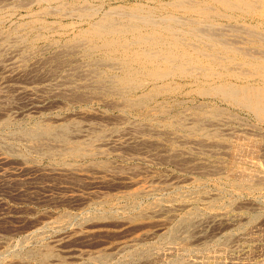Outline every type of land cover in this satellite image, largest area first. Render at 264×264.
I'll list each match as a JSON object with an SVG mask.
<instances>
[{"label": "rangeland", "instance_id": "374dc122", "mask_svg": "<svg viewBox=\"0 0 264 264\" xmlns=\"http://www.w3.org/2000/svg\"><path fill=\"white\" fill-rule=\"evenodd\" d=\"M22 1L0 0V12L4 15L0 17V55L2 60L5 58L4 62H2L5 64V72L0 71V264H36L34 261L23 258L21 256L22 253L29 249L41 248L43 244H52L59 237L61 241H65L64 244L72 243V245L62 244L63 246L61 247L63 248H56L59 251L65 250L63 253L67 254L65 257H67V260L70 258L69 261L71 263L80 261L73 258L77 256V248V251H95L102 246L114 245L120 241L128 242L129 239L134 237L139 238L143 236L144 231L148 232L154 228H159L156 230V234L160 233V231L163 233L166 228L165 235L159 234L156 237L147 235L151 239L143 238L145 240L141 239L139 241L141 243L143 241L145 243L151 242L152 247L168 248V246L176 245L173 244L174 240H168L167 233L170 227L178 225L177 223L181 221V218L187 212H191L193 215L188 217L187 223H180L181 225L179 224L176 229L178 232H176V237L178 236V239L188 234L187 241L189 242H187L186 248L178 246L177 252L172 255L169 254L166 260L160 258L159 261L152 260L149 264H176L175 262L177 264L182 262L183 264L184 262H193L192 260H198V263L201 264H231L232 262L234 264H244L248 259H250L247 261L249 262L248 264H253L254 262L264 263V245L259 246L260 243L264 242V121L245 114L238 107L230 106L220 101L217 97L197 95L195 91L187 86L180 89L182 93L185 91L187 93L176 96V99L179 100L178 103L173 102V100L165 102V109H167L168 113L157 114L152 110L150 111V107H146L144 110L154 116L149 121L142 119L141 115L136 111L117 103V96L108 92L107 81L105 80L108 79L107 76L109 75H104L103 71L118 69L114 64L109 65V62L103 60L100 56L84 57L75 47L64 45L63 41H59L56 44L49 42L36 43L32 47L25 42H18L15 36L22 34L25 28L21 27V30L20 27H16L17 31L15 33H10L8 28L17 23L18 20H25L29 12L37 11L39 7L32 0ZM24 1H27V3ZM134 1L125 0L123 2L113 1L109 3L117 5ZM256 1L258 7L255 5L252 11L227 10L226 12L229 14V19L225 22L229 24L230 29L227 30L228 32L223 31L222 38H226V42H231L229 45L234 46H231L234 51L232 49V53L229 55L232 58V63H230V69H228L234 74L226 76V80L236 85H256L259 83L258 78L253 73L250 74L249 69L247 71L249 74H246L242 69L247 70V68L240 66L243 47L246 49H244L243 56L248 57L249 54L248 58L258 57L260 54L264 55V0ZM20 2L23 7H20ZM150 4L152 2L148 1L147 5ZM46 8L51 11L54 5L51 3L47 4ZM62 13L63 15H61ZM68 15L73 16L69 17ZM60 18L63 21H70L72 19L75 20V15L62 10ZM46 19L52 20L53 17L47 15ZM235 24H238V26H235ZM235 27L236 29H238L237 27L245 28L253 32V34L256 32L257 36H253L249 31L245 32L242 30L241 32L238 29L237 32L235 31L236 29H233ZM260 33L262 35L257 38ZM239 49H242V51L239 52ZM99 58L101 59L99 60ZM101 62V65L103 63L105 65V62L108 65L101 66ZM21 69L24 70V74L19 71ZM69 69L73 70L70 71ZM239 69L245 72L244 76L238 75ZM107 73L111 74V72ZM98 75L102 76L98 77ZM98 78L104 80L101 82L97 81L100 85L96 82ZM75 94H78L76 98L72 96ZM194 105H200V107H194ZM202 110H210L213 114L204 113ZM7 118L10 124L1 125L2 121ZM175 119H179L181 125L176 123L175 125H166V121L173 122L176 121ZM192 120L197 123V130L194 132L189 130L193 125ZM64 121H76L75 124L80 132L79 136L83 135L86 137V134L100 131L103 134L101 138L108 140L106 145L102 146L103 149L106 148V151L103 150L100 154L101 156L98 155L100 156L98 157L99 161L104 163L103 168H94L92 172L88 169V171L85 170V168H88V164H74V167L76 166L75 169H81L80 166L82 165V169L85 170L83 172L84 176H80V178H83L82 185H69L67 181L66 183L60 182L56 177L44 174L43 172L51 167L46 159L39 160V164L35 163L39 171H32L30 166L34 167V163H31L30 159L33 155L27 153V150L24 149V142L19 139L20 137L16 133L17 129H27L36 123L55 124ZM201 121H206L207 124H203ZM134 127H137V130L139 129V133ZM103 130L105 131L103 132ZM181 134L185 135L180 136ZM15 135H17L16 138ZM72 135L74 136V134ZM198 139L203 141L199 142ZM149 140L151 143L153 142L152 144L149 143L150 145L147 144V142H150ZM192 141L194 144H192ZM22 153L26 154V159L29 158L26 160L29 163L27 162L26 164L24 162L22 164L21 160L16 159L15 155H24ZM1 158L3 159L1 160ZM25 158L22 160L25 161ZM6 159L10 160L7 161ZM106 169L108 171H105ZM239 172L244 174V177L247 174L253 181L258 182V188L249 191L232 184L233 181H236V179H233L234 174L237 176ZM112 175L113 177H111ZM98 180H102L103 185H105V182L107 187L92 186L90 184V182ZM193 193H199L200 197L196 200H191L186 204L187 206L181 207L174 204L168 212L161 207L162 210L158 211L160 214L155 213V210L151 211L157 206L164 207L168 206L169 203H177L175 201L160 203L156 201L157 199L179 197L180 194L190 195ZM144 194L145 196H143ZM72 196H77L78 199L75 200L80 198H83V200L80 199L81 201L79 200V202L69 200ZM104 197L106 201H104ZM214 199L216 202L214 201L213 207L207 208L208 201ZM165 200L167 201V199ZM156 204L158 205L156 206ZM143 209L148 212L146 215L152 217V220H157L158 217L159 219L166 218L168 220L166 227L165 225V228L155 226L156 221L148 224L142 223L143 225H138V221H131L130 224L123 222L121 224L118 223V225L114 221H107L105 222L107 226L102 227L105 230L100 231V235L92 243L69 240L71 239L72 231L79 229L78 222L88 215H97L99 214L98 212L110 215V212H112V214H120L119 216H122L120 218L127 221L133 213ZM64 215H68L69 220L65 218L62 223L55 222V219L62 218ZM225 216L233 222L225 224L217 230L211 220L225 219ZM114 224L116 225L114 226ZM251 231H258L259 233L253 232V234ZM33 232L34 234L37 233L36 238ZM247 233L250 234L248 235ZM177 241L179 242V240L175 239V242ZM254 245L259 249V252H257V248L253 247ZM243 252L245 253L243 254ZM252 253L255 256H252ZM13 254H15L16 258H11ZM115 257H111L113 260L109 258L108 262L106 260L104 263L94 260L95 262L93 261L91 264H113L117 261V258L119 264H125L124 260L122 262V257ZM136 262L138 263V261ZM64 264H68V262ZM138 264L145 263L140 261Z\"/></svg>", "mask_w": 264, "mask_h": 264}, {"label": "bare ground", "instance_id": "6f19581e", "mask_svg": "<svg viewBox=\"0 0 264 264\" xmlns=\"http://www.w3.org/2000/svg\"><path fill=\"white\" fill-rule=\"evenodd\" d=\"M32 1L37 3V6L39 5L38 10L29 12L26 15L25 20H18V22L15 23L14 25H11L10 27L8 26L9 27L8 30L10 33H15L17 31L16 27H18V28L20 27V29H21V27L25 28V31L22 34L20 33L18 36H15V37H17L18 42L19 41L25 42L30 47H32V46L36 45V43L49 42L51 44H56L59 41H63L64 45L70 46V47H75V49L78 50L84 57L93 56V55L94 56H100L103 58V60H106L107 62H109V65L114 64L115 66H117L118 69H107V70L103 71L104 75H109V76H107L108 79L105 80V81H107L106 85H107L108 92L113 93V95L117 96V100H116L117 103H120L121 105L127 106L131 110L136 111L138 114L141 115L142 119H146L149 121L154 116V115H152V114H150L144 110V108H146V107H150V111L152 110L154 113H157V114L168 113L167 109H165V102H167L169 100H173V102L178 103L179 100L176 99V96L179 94L182 95L183 93H187L186 91L182 93L180 90L182 87L187 86L189 89L195 91V93L197 95L204 96V97H206V96L217 97L220 101H223L230 106L232 105V106L238 107L240 110L244 111L245 114L250 115L251 117H253L255 119H259L261 121H264V55L260 54V56H258V57L254 56L256 58H254V57L248 58L249 54H248V57L243 56L245 48L243 47V52H241L242 49L241 50L239 49L240 50L239 52L242 53L241 54L242 59H240V66H245L247 68V70L246 69H242V70H244L247 74L248 73L247 71L249 69L250 74L253 73L258 78L259 83L256 85H251V84H238V85H236V84L230 83L226 80V76L234 74L228 70V69H230V63H232L231 62L232 58L229 55H231L232 49H233L232 47H234V46L229 45V43H231V42L227 43L225 40L226 38H222L223 37L222 36L223 31L225 30L226 32H228L227 30L230 29L229 24L225 22L229 19V14L226 13L227 10L228 11L229 10L252 11L253 10L252 8H254L255 5L257 4L256 0H254V1H252V0H194V1L193 0H167V1H162V0H135L134 2H131V3H119L117 5H111L109 2H113V1H117V2L122 1L123 2L125 0H32ZM142 1H144L146 3L142 2ZM148 1L152 2V4L147 5ZM21 2H23V1L21 0ZM24 2L27 3V1H24ZM30 3H32V2H30ZM50 3L54 5V8H53L54 10L51 9V11H50L46 8V5L50 4ZM32 4H34V3H32ZM20 5H19L20 7H23L22 3ZM26 7H28V6L26 5ZM49 8H50V6H49ZM13 10H15V8H13ZM62 10H65V12H67V13H73L75 15V20L74 19H72L70 21L61 20L60 13ZM0 14H1V12H0ZM263 14H264V12H263ZM47 15L52 16L53 19L52 20L46 19ZM61 15H63V13ZM2 16H4V15L1 14L0 17H2ZM68 16L72 17L73 15L72 16L68 15ZM81 24H83V25L80 26ZM6 26H7V24H6ZM235 26H238V24L237 25L235 24ZM232 27H233V25H232ZM241 27H237L239 30H241V32L243 30L245 32L249 31L250 34L251 33L253 34V32H250V30H246L245 28H244L245 29L244 30ZM233 29H236V27ZM233 29H231V31L234 32ZM238 29H236L235 31L238 32ZM245 32H243V33H245ZM224 34L226 35V33H224ZM246 34H248V33H246ZM250 34H248V35H250ZM254 35H255V37L257 36L256 32H255V34H253V36ZM261 35L262 34L260 33V35H258L257 38H259V36H261ZM259 40L261 41V39H259ZM1 45H3V44H1ZM235 50L237 51V49H235ZM233 51H234V49H233ZM81 54H80V56H81ZM250 57H252V56H250ZM4 59L5 58H3V60ZM100 59L101 58H99V60ZM3 60H2V57L0 55V68L3 69V70L0 69L1 72L4 71V69H5V66H4L5 64L2 63V62H4ZM99 60H97V61H99ZM101 64H102V62L100 63V65ZM103 65H104V63H103ZM103 65H101V66H103ZM106 65H108V64H106V62H105L104 66H106ZM234 65H236V64H234ZM233 69H235V68L233 67ZM233 69H231V70L233 71ZM8 70H9V68H8ZM72 70H70V71H72ZM94 70H96V69H94ZM242 70L239 69L240 72H238V70H237L238 75L244 76L245 72ZM19 71L24 74V70L21 69ZM91 72H92V70H91ZM107 72H111V74H108ZM101 76L102 75H98V77H101ZM97 81L101 82L104 80H100L98 78V80L96 79V82ZM98 85H100V83H98ZM51 86H53V85H51ZM73 87H75V86H73ZM77 95L75 94L72 96H74L76 98ZM66 97H67V95H66ZM104 104H105V102H104ZM200 105H194V107L195 106L200 107ZM202 111L204 113L206 112L208 114H213L212 112H210V110H208V111L202 110ZM165 120H166V118H165ZM175 120L176 121L172 120L173 122L166 121V125H168V124L169 125H173V124L175 125V123L178 125H181V121L179 119H175ZM198 121H199V119H198ZM8 122L9 121L7 118L5 121H2L1 125L6 124ZM75 122L74 121H69V122L64 121L62 123H55V124H53V123H47V124L38 123L37 124L36 123V124H33L31 127H28L27 129H21V128L17 129L16 133L18 134V137H20L19 139H21V141L24 142V145H25L24 149L27 150L28 154L33 155L32 158L30 159V162L34 163V167L30 166L31 167L30 169L32 171H37V170L39 171V169L36 168L37 166H35V163L39 164V160L46 159L47 162H49V164L51 165V167L49 166L50 168L48 167L49 169H47L45 172L42 171L44 174L56 177L57 179L60 180V182L66 183V181H67L69 183V185H80L81 183H83V181H82L83 178H80V176L81 175L84 176L83 172L85 170L88 169V170L92 171V169H94V168H96V169H99V167L103 168L102 166H104V163L99 161L98 157H100L101 156L100 154L103 152V150L106 149V148L103 149L102 146L104 144L106 145L108 140L101 138V137H103V134L100 133V131L92 133V134H86V137H84L83 135L79 136V133H80L78 130L79 128H77ZM201 123L207 124L206 121H204V122L201 121ZM8 124H10V123H8ZM79 124H77V125H79ZM128 124H129V122H128ZM185 124H187V123H185ZM200 126H202V125L200 124ZM134 128H135V130H137V127H134ZM140 128H142V127H140ZM147 128H148V125H147ZM130 129H132V128H130ZM176 129H178V128H176ZM181 129H182V127H181ZM135 130H133V131H135ZM189 130H190V132H194L197 130L196 121H193V125L190 127ZM104 131L105 130H103V132ZM137 131L139 133V129ZM92 132H94V131H92ZM115 132H117V131H115ZM172 133H174V132H172ZM72 134H74V136ZM182 135L183 134H181L180 136H182ZM10 136H11V134H10ZM129 136H131V135H129ZM177 136H178V134H177ZM16 137H17V135H15V138ZM141 140H143V139H141ZM198 141H199V139H198ZM201 141H203V140L201 139ZM201 141H199V142H201ZM188 142H190V141L188 140ZM149 143H151V141L147 142V144H149ZM141 144H142V141H141ZM192 144H194L193 141H192ZM137 145H134V146H137ZM196 145H198V144H196ZM225 147H227V146H225ZM228 148H229V146H228ZM20 154L19 155L17 154V156L15 155L16 159L21 160L22 164L24 162H26V164H27V162L29 163V161H26L29 159V158H27V159L25 158L26 154H24V153H22L24 155H20ZM105 154H106V152H105ZM105 154H103V155H105ZM228 154L230 155V153H228ZM98 155H100V156H98ZM3 158H5V157H3ZM3 158H1V160ZM23 158H25V161L22 160ZM169 158H171V157H169ZM8 160H10V159H8ZM165 160H167V159H165ZM16 163H17V161H16ZM77 163H85L86 165L88 164L87 165L88 168H85V170H84V169H82V167H81L82 165H81L80 166L81 169H77V168L75 169L76 166L74 167V164H77ZM45 167H47V166H45ZM118 168H117V170L119 171ZM122 168H123V166H122ZM108 169H109V167H108ZM194 170H196V169H194ZM105 171H108V170L106 169ZM111 171H113V170H111ZM103 172H104V170H103ZM204 172H205V170H204ZM39 173H41V172H39ZM115 173H117V172H115ZM44 174H42V175H44ZM105 175H107V174H105ZM117 176H118V174H117ZM246 176L244 177V174H240V172L237 176H235V174H234V178L233 177L232 178L236 179V181H233L232 184L236 185L237 187L239 186L241 189L245 188L246 190H249V191H252L253 189H257L259 183L253 181V179L251 177H249V175L246 174ZM40 177H41V175H40ZM111 177H113V175ZM263 177H264V175H263ZM59 180H56V181H59ZM102 182H103L102 180L101 181L98 180V181H92V182H90V184H92V186L95 185V186H103V187L107 185L105 182H104L105 185H103ZM131 184H134V183H131ZM135 184H137V183H135ZM152 187H155V186H152ZM149 191H151V190H149ZM94 196H95V194H94ZM143 196H145V194ZM97 197H99V196H97ZM97 197H95V198H97ZM199 197H200L199 193H193L190 195H181L180 194L179 197L174 196V197H170V198H163V199L160 198V199H157L156 201L160 202V203L175 201L177 203H169L168 206H164V207L163 206H157L158 204H156L157 207L156 208L154 207V209H152L151 211L155 210V213L160 214V212H158V211H160V209L162 207L165 209L166 212H168L171 209V206H173L174 204H177V205L183 207L184 205L188 204L191 200H196ZM61 198H63V197H61ZM203 198H205V197H203ZM75 199H78L77 196H72L69 198V200H75ZM80 199L83 200V198H80ZM105 199L106 198L104 197V201H106ZM165 199H167V201ZM63 200H65V199L63 198ZM79 200H75V202L76 201L79 202ZM214 201L216 202L215 199L208 201V203L206 202L207 208L213 207ZM73 204H75V203H73ZM78 204H80V203H78ZM98 213L99 214H97V215L96 214L92 215V216L88 215L85 218L81 219V221L78 222L79 229L77 228L78 230L74 229V231H72L71 237L69 235V237L71 238L69 240H74L77 242L80 241V242L92 243V241L96 240V238L100 235V231L105 230V228H102V227L107 226V225H105V222H107V221H114V223L116 222L117 225H118V223L121 224L123 222L130 224L131 221H138L139 222L138 225H143L142 223L148 224V223H152V222L154 223V221H156L157 223L155 224V226L161 227V228H165L166 224L168 223V220L166 218L159 219V217H158L157 220H152V217H149L146 215L148 212L145 209H143L142 211L137 210L135 213H133L129 217V219L127 221H124L125 220L124 218H123L124 220H122V218H120L122 216H119L120 214L116 215L115 213L112 214V212H110V215H108L106 213H104V214L100 213V212H98ZM67 214H69V213H67ZM192 215H193V213L187 212L186 214H184V217L181 218V221L179 223H177L178 225H174V226L170 227L169 232L167 233L169 239L168 238L167 239L172 240V241L174 240L173 244L177 245V243H178L177 246L175 245L176 247L172 244H171L172 246L170 245L171 247L168 246V248H165V247L161 248V247H157V246L152 247L151 242H148L147 240L146 241L148 243H145V241H143L141 243V241H139V240H141L143 238L151 239V237H153V236L156 237L159 234L166 233V231H165L166 228H165V230H163L164 231L163 233L160 231V233L156 234V230H158L159 228H154L153 230H149L148 232L144 231L143 236H141L139 238L134 237V238L129 239L128 242L120 241L114 245L102 246L98 250L96 249L95 251H81V250L77 251V249H78L77 248L76 249L77 256H74L73 258H75L76 260L79 259L80 261L75 262V263H71L69 261L70 258H69V260H67V257H65L67 254L65 255L63 253V252H65V250L59 251L56 249V248H60L61 246H63L62 244H64V242H65L63 240L61 241L60 237H59V239H56L57 241L55 240V242H52V244L47 243V244H43L41 248H33V249L26 250L25 252L22 253L21 256L27 260L34 261L36 264H64L67 262H68V264H91V263H93L94 260H99L100 262L102 261L104 263L106 260L108 262L109 258L115 257V255L122 257V262L124 260L125 264H138L140 261L144 262L145 264L146 263L149 264V262L151 263L152 260H154V261L158 260L159 261L160 258H162V259L164 258L166 260V257L169 254L172 255L174 252H177L178 246L180 248H186L187 242H189V241H187L188 240L187 239L188 234H187V236L184 235L183 237H181V239H178V236L176 237V232H177L176 229L179 227L180 223H187L188 217H191ZM194 215H195V213H194ZM234 216H236V215H234ZM68 217H69L68 215H66V216L64 215V217H62V218L55 219V222H61L62 223L63 219L66 218V220H67ZM231 218H232V216H231ZM240 219H242V218H240ZM68 220H69V218H68ZM232 222L233 221L228 220L226 218V216H225V219L218 218L215 220H211V223L215 226V228L217 230H219L220 227H222L223 225L229 224ZM44 224H45V222H44ZM44 224H42V225H44ZM109 224H111V223H109ZM239 224H241V223H239ZM78 225H75V226H78ZM115 225L116 224H114V226ZM164 225H165V227H164ZM186 227H187V225H186ZM261 229H263V228L261 227ZM119 231H121V230H119ZM127 232H126V234H127ZM245 232H247V231H245ZM253 232L256 233L258 231H253ZM250 233H247V234L249 235ZM33 234H34V232H33ZM36 234H34L35 238H36ZM147 235L151 236V237L149 238V237H147ZM202 235H203V233H202ZM73 236H75V237L73 238ZM199 236H201V235H199ZM228 237H230V236H228ZM145 239H143V240H145ZM175 239L179 240V242L178 241L175 242ZM164 240H165V238H164ZM164 240H162V241H164ZM159 242H161V241H159ZM160 244H162V243H160ZM64 245H72V243H66ZM263 245H264V242L259 244V246H263ZM253 247H255V249L257 248L255 245ZM61 248H63V247H61ZM220 248H222V247H220ZM188 249H189V247H188ZM235 249H237V248H235ZM243 249H244V246H243ZM245 252H243V254ZM257 252H259V249ZM189 253H190V251H189ZM253 253H255V252H253ZM253 253H252V256L254 255ZM17 254H20V253H17ZM62 254H64V255H62ZM13 255H12L13 257L11 256V258H16L15 254H13ZM252 256H250V257H252ZM258 256H260V255H258ZM225 257H226V255H225ZM241 257H243V256H241ZM256 257H257V255H256ZM197 258H198V256H197ZM212 258L214 259V257H212ZM231 258H233V257L231 256ZM233 259H231V260H233ZM236 260H238V259H236ZM248 260H250V259H248ZM71 261H72V258H71ZM136 261H138V263ZM192 261L193 262H184L183 264H201V263H198L199 262L198 260H192ZM247 261H245L244 264H246ZM250 262H252V261H250ZM175 263L177 264V262H175ZM248 263L249 262H247V264ZM99 264H101V263H99ZM113 264H119L118 258H117V261L114 262ZM158 264H160V263H158ZM179 264H182V262L181 263L179 262ZM214 264H216V263H214ZM253 264H264V263H261V262L255 263L254 262Z\"/></svg>", "mask_w": 264, "mask_h": 264}]
</instances>
